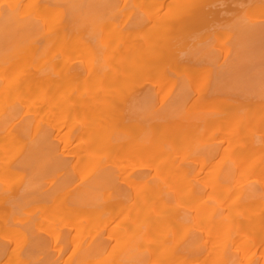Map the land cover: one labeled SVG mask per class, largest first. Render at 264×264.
I'll list each match as a JSON object with an SVG mask.
<instances>
[{
  "label": "bare ground",
  "instance_id": "1",
  "mask_svg": "<svg viewBox=\"0 0 264 264\" xmlns=\"http://www.w3.org/2000/svg\"><path fill=\"white\" fill-rule=\"evenodd\" d=\"M263 15L264 0H0V264L264 259ZM244 73L245 96L209 87Z\"/></svg>",
  "mask_w": 264,
  "mask_h": 264
},
{
  "label": "rangeland",
  "instance_id": "2",
  "mask_svg": "<svg viewBox=\"0 0 264 264\" xmlns=\"http://www.w3.org/2000/svg\"><path fill=\"white\" fill-rule=\"evenodd\" d=\"M1 7L6 8L5 5H2ZM262 17L261 16H250V18L253 21H257V24L258 23L260 24L262 21H264V15ZM253 21H251V22H253ZM208 51H209L208 47H205L203 49H196L189 56H192V57H194L196 59H200L201 61H203L205 59V56H206V54H207ZM220 61H221V59H220ZM190 63H191V65H194L193 62H190ZM202 64L205 66V68H210V69L212 68L210 65H208L205 62H202ZM209 76H210V78L211 77L213 78L215 76V73L214 72H211L209 74ZM224 77L225 78H223L220 82L217 80V82L214 83L215 85L213 84V82L210 83L209 84V87L212 88V89L219 90L222 93L231 94V95L237 96V97H238V95H244L245 96L246 93L249 94V92L247 90H252L255 87V84H251V80L249 79V77H251V74L250 73H249V75H245V73H244L243 80L240 81V82L236 79V77H238L237 74H235V75L232 76L233 77V82H230V78L229 77H226V76H224ZM179 83H180V85H178V89H177V92L175 93V96L173 95L171 98L174 97L176 99L177 96L180 95L183 92V83H181L180 81H179ZM161 105L162 104H160V103L159 104L155 103V105L153 106L152 110L148 108V109L142 110L141 112L144 113L146 111H149V113L146 114L145 117H148L150 115V112L152 114V117H155L154 116V113L157 112V109ZM20 122H21V120H16L15 121V125H21ZM27 137L30 138V136H27ZM25 138L26 137H24V139ZM62 173L63 172H60V173H58V175L60 176ZM35 176H36V174L30 173V174L27 175V180H33V178ZM54 181H56V180L51 179V180H48L47 181L46 179H44L42 181L43 183L41 185L42 186L41 191H42L43 187L46 188V189L52 187L53 185H51V184H53ZM250 183H252V182H250ZM41 191L38 192V193L36 192L34 194V196L36 195V197H39L40 198L41 196L39 194L42 193ZM260 193H262V196H264L263 191H260ZM26 234H29V232L27 231ZM200 235L203 236V233H201ZM261 238H263L262 235H261ZM226 250H225V252H226ZM71 252H72V250L69 249V253H68L67 257L70 256V253ZM29 254L33 257V259H36V262L37 263H39V264H44L45 263L46 257H45V254L43 252H41V251H34L33 250V253L32 252H29ZM235 255L237 256V262L240 263V264H244L245 261L251 260L249 255H246L245 257H243V254H242L241 251L238 252V253H236ZM253 260H255L257 262H252V261H250V262L251 263H254V264H264L263 257L262 258L254 257ZM135 264H139V263L136 261Z\"/></svg>",
  "mask_w": 264,
  "mask_h": 264
}]
</instances>
